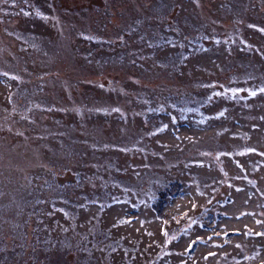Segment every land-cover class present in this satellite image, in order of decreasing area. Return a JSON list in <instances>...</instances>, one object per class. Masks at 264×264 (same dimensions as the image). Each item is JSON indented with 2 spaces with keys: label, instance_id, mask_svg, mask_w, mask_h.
<instances>
[{
  "label": "rangeland",
  "instance_id": "rangeland-1",
  "mask_svg": "<svg viewBox=\"0 0 264 264\" xmlns=\"http://www.w3.org/2000/svg\"><path fill=\"white\" fill-rule=\"evenodd\" d=\"M220 1L0 0V66L4 67L0 68V252L5 251L0 255V264H31L32 257L38 262L43 257L29 244L31 219L17 211L23 206L22 200H14L9 193L18 194L15 187L19 176L14 172L34 174L40 165L53 159L59 164L52 168L56 180L79 179L82 175L73 165L82 167L84 159L79 160L76 154L77 142L82 138L90 148L101 145L118 154L126 170L118 166L116 178L129 182L140 166L139 172L163 176L155 168L165 163L168 173L172 172L168 165L178 168L172 177L178 175L187 182L183 196H177L171 205L177 212L187 211V216L168 238L149 205L133 210V197L130 202L108 209L107 221L122 214L133 217L129 225L120 228L127 242L116 246L113 259L121 256L124 247L132 252L137 243H148L151 239L147 231H151L163 243L173 239L170 248L179 249L181 254H170L172 264H264V48L258 64L249 62L237 70L241 75L247 73L244 77L250 81L237 87V102L228 98L219 102L218 119L204 125L186 122L179 125L181 129L172 123L169 131L156 136L151 128L139 129L149 121L145 116H136L146 105V99L141 102L138 95L134 98L136 85L150 89L162 106L163 102L172 104L171 92L175 91L173 94L182 100L179 107L187 108L189 103L182 93L190 88L180 91L182 80L189 85L196 78L203 81L208 74L199 73L213 65L214 58L232 61L244 54L237 46L239 37H235V43L228 44L236 48L212 45L213 49L205 53L178 59V64H160L159 56L191 46L190 36H200L206 27L214 28ZM243 1L247 4V0ZM261 9L264 11V5ZM254 17L264 19L258 10H254ZM247 23L243 15L219 20L221 30L234 36L235 30L246 28ZM10 29L31 31L37 44L32 47L23 35L16 37ZM247 29L242 38L251 42L260 39V32L252 33L253 37ZM221 42L226 43L225 37ZM196 62L201 65L191 75L190 65ZM160 71L173 74L168 79L167 75L159 76ZM136 73L143 78L135 81ZM128 85L133 87L127 89ZM199 90L204 88L200 85ZM12 97H18L17 102L29 100L27 108H9ZM41 100L47 105L30 107ZM140 102L143 107L138 105ZM14 111L18 117L11 120V134L3 117L12 116ZM15 133H20V142L15 140ZM88 165L90 169L84 167L81 172L90 171ZM96 183L87 186L94 188ZM195 219L213 223V227L184 225ZM183 227L186 228L174 237ZM194 241L196 249L192 248ZM51 254L56 255L50 260L53 264H76L74 261L80 257L68 251ZM106 254L103 255L107 257Z\"/></svg>",
  "mask_w": 264,
  "mask_h": 264
},
{
  "label": "trees",
  "instance_id": "trees-1",
  "mask_svg": "<svg viewBox=\"0 0 264 264\" xmlns=\"http://www.w3.org/2000/svg\"><path fill=\"white\" fill-rule=\"evenodd\" d=\"M9 1L14 2L15 0ZM263 3L264 0H247V4L245 5L243 0L220 1V3H218L220 15L218 13L216 15L214 28L210 29L206 27L201 30L200 36H190L191 38L188 43H191V46L179 48V50H175L173 53L169 52L167 55L158 57L162 65L169 61H175L176 64H178V59L186 60L190 58L191 54L194 55L195 52L205 53L213 49L212 45H223L227 50L236 48L234 45L228 43H235L234 38L239 37L237 46L244 54L233 59L232 61L234 62L228 60L221 62L214 58L215 60L213 59L214 61L212 62H214V64L216 63L215 67L214 64L210 65L209 68H204L203 71L199 73V75L204 72L208 74L206 78H203L204 83L201 84L203 81L196 78V82L192 80L193 84L189 85L187 84L188 81L180 75L181 70L178 71L177 74L182 76V79L185 80L181 79V87H178L180 91H182L181 89L186 91L184 88H190L186 91L188 93H182L184 95V101L189 103L187 108L179 107L182 100L173 94V92L175 94L176 92L172 91L170 87L167 88V92L170 93L172 91V104L169 105L163 102V106L159 104V97L155 96L150 89L146 87L141 88L137 85L136 87L132 85L126 87L127 89L133 87L138 90L134 98L138 95L140 101L146 99L145 107L141 104L142 101L138 104L143 107V112L141 113V111H139L136 116H145L149 123L147 122V124L139 127V129L149 130V128H151L153 134L158 136L163 132L169 131L172 127V123L175 127H178V129L183 128L180 127L182 126L180 124L186 122H197L198 124L204 125L210 119H218L220 114L217 105L220 101L226 102L222 99L228 98L229 100L233 99L236 100V102L238 101L237 95L240 91H238L237 87H240L241 84L244 83L248 84L250 80L244 77L247 73L241 75L237 70L242 69V67L245 68L249 65V62L258 64L261 61L259 53L264 48V36H262L264 34V19L258 21V19L254 17V10H258L262 18H264V11L261 9L262 5H264ZM25 5L26 7L29 6L26 3ZM30 5H32V3ZM241 15H243L244 18L246 17V21L248 22L246 28L248 27L247 30H249V34L261 33L258 41L253 40L251 42L247 38H242V36L248 33L244 30L246 28L236 29L235 32L237 34L235 33V36L228 34L232 32L225 33L221 30L219 25V20L221 18L230 16L236 19ZM0 17H3V15ZM248 20L251 22L249 23ZM249 24L251 26H249ZM10 32L16 37H18L19 34L23 35L25 41L32 45V47L37 44L35 36L31 31L22 30L19 32L10 29ZM198 32H196V34ZM253 34L252 36L255 37ZM224 37L226 43L223 44L221 40ZM211 39L213 40V44L210 43ZM237 39L238 38H236V40ZM200 41H202V43ZM250 54L254 55L253 58H251ZM236 56H238V53ZM198 63L199 62H196L194 65L191 63V75L194 73V70L198 69L197 67L201 65ZM1 67L4 68L3 66H0V68ZM177 67L179 66L177 65L176 68ZM171 74H173V72H171ZM171 74L167 75V71L159 72V76L167 75L166 78L168 79L171 78ZM234 75H238L242 79H236L235 77V79H233L232 76ZM133 77L135 81H137V77H140V79L143 78L142 75H138L137 73ZM147 77L152 79L151 76ZM1 78L3 79V76H1L0 79ZM200 85L204 88V91L199 90ZM153 90H156V88ZM189 93L193 96L192 100ZM242 95L245 94L242 93ZM17 98L18 97H12V106L9 108H14V106L18 109L27 108L25 105L29 100L24 102L22 99L20 102H17ZM242 98L243 96H241V99ZM18 103L21 106H16ZM47 103L48 102L45 100H41L33 103L34 106L30 107L37 108L47 105ZM174 104L178 106L170 108ZM213 107H216V109L212 110ZM9 108L7 110H9ZM16 112L17 111L12 112V116L4 115L3 117L4 125L7 127L8 133L11 134L14 132L9 128L12 125L11 120L18 117L15 114ZM166 115L168 119H165ZM18 134L20 133H15L14 136ZM19 136L20 135L15 137V140L18 142H20L18 139ZM96 139L100 140L99 138ZM56 142L59 145L61 144L60 140ZM77 144V157L79 160L84 159L81 162V168L77 167L76 163L73 165H76L75 168L76 170L78 169L77 172L82 175L79 179L75 178L73 181L65 180L62 182L56 180L52 174V168L54 166H59V164L53 159H51L49 163L40 165L39 170L34 174L28 173L24 176L18 171L16 173L14 172V174L19 176L15 187L16 193L18 194L11 191L9 193L14 196L11 197L14 200L18 198L22 200L23 206H19L17 211H20L24 218L28 220L31 219V223L29 224V227H31V231L29 232L31 237L30 240H28L29 244L33 245L34 252L37 250V252L43 255L41 258L42 262H38V260L32 257L30 259L31 264H53L54 261L50 262V260L52 258L54 260L56 255L53 257L51 253L61 251L78 253L80 257L79 260L74 261L76 264H172L170 254H181V252H177L179 249L174 250L170 248L173 239L171 238L170 241L166 239V242L163 243L160 238L153 236V232L151 231H147V237L151 239L148 243L145 245L144 243H137L136 246L132 247V252L128 247H124L121 249V251H123L121 256L117 257V259H113V255L118 251L115 250L116 246H121L127 242V236L121 232L122 229L120 228L129 225L133 217L122 214L108 221L106 217L108 209L112 208V206H117L119 203H124L125 201L130 202V197H133L134 201L130 202L133 210H138L143 205H149L154 210L155 216L161 220V231H167L166 237L168 238L171 230L177 226L178 222L183 220L184 216H187V211L180 213L171 207L172 202L177 196H183V189L187 184L186 181H184L185 183L183 182V179H179L178 175L171 176L178 168L168 165L172 171L168 173V171H166V164L162 163L157 166L155 170L164 175L161 176L158 174L155 176L152 171L149 174L144 173L142 170L139 172L140 166L137 170L135 169L137 173H134L132 176L133 178H130V181L126 182L127 180L125 179L116 178L118 166L126 170V166L118 160L117 153L108 152V150L101 145L90 148L87 140L83 138L82 142H77ZM38 147L34 149H38ZM66 147L69 151L71 150L70 147ZM49 148L45 150H49ZM72 149L74 150V146H72ZM166 153L168 154V152ZM163 154H161V157ZM63 155L67 156L66 154ZM60 157H62V154ZM88 164H90L92 171L84 170L81 172V169L84 167L90 169ZM128 164L130 168L133 167L132 164ZM263 164L264 163L261 165L263 166ZM48 165L51 166L45 167ZM62 167L68 168L70 166L63 165ZM9 175L10 174L7 176ZM93 181H98V183H96L94 188L89 189L88 186H90V183H94ZM131 193L135 196H132ZM140 194L141 196H138ZM259 194L262 195L261 190ZM191 223H198V225L205 228L213 227V223H200L198 219L192 220L184 225L188 228L191 227ZM186 227L178 230L173 236H178ZM26 230L24 233L27 238L28 233H26ZM195 242L196 241L191 243L194 249H196ZM103 251L107 253V257L103 255ZM4 252V250L0 252V255L2 256ZM183 255L185 256L184 253ZM31 256L33 255L31 254ZM186 256L189 258L190 255L188 254ZM192 256L193 255H191V257Z\"/></svg>",
  "mask_w": 264,
  "mask_h": 264
}]
</instances>
